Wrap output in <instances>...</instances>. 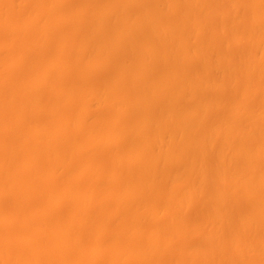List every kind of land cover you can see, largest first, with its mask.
<instances>
[{
	"label": "bare ground",
	"instance_id": "6f19581e",
	"mask_svg": "<svg viewBox=\"0 0 264 264\" xmlns=\"http://www.w3.org/2000/svg\"><path fill=\"white\" fill-rule=\"evenodd\" d=\"M0 264H264V0H0Z\"/></svg>",
	"mask_w": 264,
	"mask_h": 264
}]
</instances>
